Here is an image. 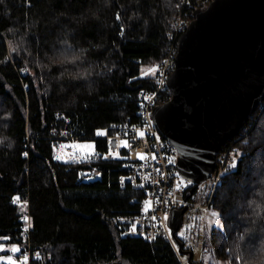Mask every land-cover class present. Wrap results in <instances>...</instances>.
<instances>
[{"label":"trees","instance_id":"obj_1","mask_svg":"<svg viewBox=\"0 0 264 264\" xmlns=\"http://www.w3.org/2000/svg\"><path fill=\"white\" fill-rule=\"evenodd\" d=\"M177 4L0 0V237L25 248L27 232L41 254L32 264H180L165 237L122 235L115 218L139 213L145 197L120 184L123 160L98 155L68 163L54 150L66 131L106 152L99 131L138 120L139 92L155 88L154 74H140L167 56ZM196 9L189 10L192 19ZM259 109L227 140L239 163L221 178L211 206L220 224L202 243L223 264H264V107ZM85 171L101 178L80 180ZM192 264L216 263L193 256Z\"/></svg>","mask_w":264,"mask_h":264},{"label":"water","instance_id":"obj_2","mask_svg":"<svg viewBox=\"0 0 264 264\" xmlns=\"http://www.w3.org/2000/svg\"><path fill=\"white\" fill-rule=\"evenodd\" d=\"M193 16L167 82L171 97L153 118L179 150L180 173L199 184L212 175L222 145L264 101V0H213ZM184 211L170 214L175 236ZM178 244L192 260L193 251Z\"/></svg>","mask_w":264,"mask_h":264},{"label":"built area","instance_id":"obj_3","mask_svg":"<svg viewBox=\"0 0 264 264\" xmlns=\"http://www.w3.org/2000/svg\"><path fill=\"white\" fill-rule=\"evenodd\" d=\"M177 1L180 14L172 20L167 32L171 42L167 56L157 64L155 69L152 67L140 74L141 77H145L147 73L153 72L154 90L139 92V111L136 122L111 125L104 130V134L98 135L105 138L108 144L107 151L98 152V155L102 159L123 160L122 167L126 169V173L120 176V184L130 185L145 193L140 203L139 213L120 215L115 218L116 223L122 228V235L138 236L149 241L165 237L174 248L179 263L192 264L188 254L180 249L177 234L176 236L173 234L169 224L170 214L174 208H185L178 231L181 232L180 241L183 243V249L194 253L202 246L203 226L208 232L207 235L210 234L208 224L205 223L206 213L211 209L222 176L237 168L239 152L231 142L226 141L217 155L212 175L197 184L180 173L178 148L161 134L155 124L154 108L170 99L167 93L169 90L167 82L175 69L180 36L187 30L192 20L189 17V10L196 9L198 4L206 8L213 0ZM141 132L144 133L143 136L140 135ZM61 135L68 137L70 133L63 131L60 137ZM124 142L131 147L122 146ZM141 155L144 159L140 158ZM193 188L194 191L191 193ZM189 194V198L186 199ZM14 202L17 203L18 200L15 198ZM22 237L26 247L20 251L9 252L7 256L15 261V264H32L33 260L40 259V251L31 247L27 232H22ZM7 238L0 237V243ZM0 245L3 246V244ZM1 262L8 263V261Z\"/></svg>","mask_w":264,"mask_h":264},{"label":"rangeland","instance_id":"obj_4","mask_svg":"<svg viewBox=\"0 0 264 264\" xmlns=\"http://www.w3.org/2000/svg\"><path fill=\"white\" fill-rule=\"evenodd\" d=\"M157 66V64L152 65L147 67L146 69H144V72H146L149 68L154 67L153 69H155ZM153 72H149L147 73V75H151ZM264 101L261 103V105L258 107L260 108L259 110L261 111V108L264 107ZM250 120V119H249ZM248 120V121H249ZM254 120H252L253 122ZM100 134H104V130L99 131ZM91 146V147H88ZM55 158L57 156L60 157V159H57L59 161L62 162H88V161H92L95 158L98 157V150L96 149L95 146V141L91 140V139H78L74 136H68V137H60V134L58 135V139L55 143ZM101 176L99 174H96L92 171H85L82 172L80 175V180L83 181H93L96 179H100ZM24 210V207H23ZM27 217V223L25 224V229H28L30 226V222H29V217ZM207 222L208 224V228L211 229L214 226H218L220 224V218H219V213L217 210L211 208L205 216V223ZM208 232H206L205 227L203 226L202 228V237H203V241L209 236L207 235ZM178 236L181 235V232L178 231L177 233ZM0 244H3L4 246V250L0 251V261H8V254L9 252H13L11 251L12 248H18L19 251L23 250V248H21V244L17 243V244H9L7 242V239L2 240V242ZM3 255V256H1ZM201 259L204 260V263H216V264H223L222 261L217 258L216 256H214V253L211 251L210 246H201L198 249H196L194 251V261L198 262Z\"/></svg>","mask_w":264,"mask_h":264},{"label":"snow or ice","instance_id":"obj_5","mask_svg":"<svg viewBox=\"0 0 264 264\" xmlns=\"http://www.w3.org/2000/svg\"><path fill=\"white\" fill-rule=\"evenodd\" d=\"M140 135L143 136L144 133L141 132ZM122 146H124V147H131V145L128 144L127 142H124ZM88 147H91V146H88ZM56 158L57 159H60L59 156H57ZM140 158L141 159H144V156L141 155ZM165 219H166V217H165ZM25 220H27V217H25ZM133 231H135V226H133ZM0 250H4L2 245H0ZM11 251L16 252V251H19V249L14 247V248L11 249ZM8 264H15V261H13L11 258H8Z\"/></svg>","mask_w":264,"mask_h":264},{"label":"bare ground","instance_id":"obj_6","mask_svg":"<svg viewBox=\"0 0 264 264\" xmlns=\"http://www.w3.org/2000/svg\"><path fill=\"white\" fill-rule=\"evenodd\" d=\"M16 203V202H15Z\"/></svg>","mask_w":264,"mask_h":264}]
</instances>
